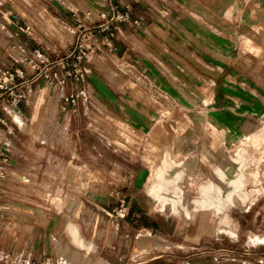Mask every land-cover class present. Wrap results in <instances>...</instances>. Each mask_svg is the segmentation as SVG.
Segmentation results:
<instances>
[{
    "label": "rangeland",
    "instance_id": "obj_1",
    "mask_svg": "<svg viewBox=\"0 0 264 264\" xmlns=\"http://www.w3.org/2000/svg\"><path fill=\"white\" fill-rule=\"evenodd\" d=\"M187 1L183 12L179 5L182 0L136 2L137 18L147 22L153 16L154 19L151 20L165 25L164 30H152L151 39H145L142 23L135 30L129 29L128 23H123L114 39L135 34L133 38H127V44H123L128 49L126 58L118 60L116 54L104 48L105 45H100L101 50L97 53L102 58L104 64L101 66L113 87L134 83L138 86L140 91H132L131 97L148 101L151 117L147 122L136 120L133 123L132 118L127 117V114H131L130 107L126 103L120 104L118 92L111 91L107 95L98 93L97 96L96 91L89 89L92 84L90 78L85 85L73 80L79 91L86 90V97L81 96L84 108L77 109L76 113L79 115L73 117L69 130L74 137L78 135L79 139L69 141L59 136L54 140L56 144L52 140L50 143L55 145V149L71 147L78 150L73 159L74 164L89 165L78 179L81 185L93 186V189L102 186L105 195L110 191L108 185L119 183V196L125 197L128 203L135 195L137 209H145V212L137 210L131 216L128 208V214L111 225L110 217L107 219L101 213L100 218H93L87 212L91 203L85 199L83 204L86 209L82 212L81 220L82 234L79 235L76 224L72 223L71 234L68 236L50 237L55 238L63 263L145 264L154 259L153 264H166L167 259H172L169 264H176L175 255H178L179 264H192L198 252L212 244L264 245V227L248 231L247 234H232L239 224L235 212L237 205L242 207L244 193H262L258 189L263 176L264 169L260 164L264 163V154L253 156L247 164L244 174L248 184L242 189L243 174L236 169L239 162L230 160L229 157L226 160L224 156L213 155L215 150L227 151L240 147L250 149V153L254 155L255 150L264 148V141L257 139L256 135L247 136L242 141H233L212 119L216 105L224 107L229 98L239 96L233 89L228 91L229 84L244 83V80L241 81L243 77L229 76L223 72V68L238 70L241 67L264 66V60L250 54L248 59L239 58L240 52H255V43L264 38V27L256 26L257 21L264 20V0H197V4ZM161 12L166 14L165 18L159 17ZM79 13L77 16H68V22L72 26L70 29L60 28V31L69 33L72 37L75 18ZM197 19L217 26L213 29L214 35L207 34V30L203 28L198 30L200 48L208 51L212 57L209 60L211 74L205 72L209 69L207 66L195 67L190 60L179 61V20L190 23ZM165 30L168 36H163ZM183 65L195 68L197 76L192 78L182 69ZM149 71L151 79L164 89L163 92L143 91L145 79L148 80L145 75ZM261 82L264 83L262 77ZM179 85H185L186 91H179ZM255 85L261 84L255 82ZM247 87L249 92L244 93V104L254 106L255 101L263 95L252 92L254 88ZM101 96L110 103L104 108V118L97 116L100 111L96 102ZM114 104L124 111V118L118 123H115L112 116ZM51 113L52 118L57 114L56 103L51 106ZM15 120L22 123L21 119L15 117ZM54 126L56 133L64 134L67 131L64 123L57 122ZM254 128L247 132L254 131ZM118 129L125 135L120 140L119 146L123 148L120 152L115 150L118 143L112 140ZM134 131L142 133V141L138 156L132 158L127 149L131 136L129 133ZM43 140L47 141L46 138ZM47 145L40 146L43 148ZM144 147L147 149L146 153L143 152ZM40 158L42 161L46 156L40 155ZM61 158L64 162L70 160L67 155ZM151 158L157 159L156 167L147 173L144 168ZM101 166L106 168L103 170ZM70 175L69 179L73 183L77 182L74 170ZM233 177L241 178L239 187H235ZM165 215L170 217L165 218ZM144 216L146 219H143ZM117 223L121 236L114 239V242L120 251L100 253L96 248L105 243L107 237H102L104 229H116ZM93 226L98 228L94 239L91 232ZM176 228L179 231L176 232ZM197 228H204V231L197 234ZM43 239L47 240L48 237ZM108 242L111 243V236ZM47 264H54V261L49 260Z\"/></svg>",
    "mask_w": 264,
    "mask_h": 264
},
{
    "label": "crops",
    "instance_id": "obj_2",
    "mask_svg": "<svg viewBox=\"0 0 264 264\" xmlns=\"http://www.w3.org/2000/svg\"><path fill=\"white\" fill-rule=\"evenodd\" d=\"M139 1L0 0V66L6 69L19 67L23 70L26 78H32V70L27 59L34 56L36 50H42L51 58L60 56L73 43L80 21L89 22L90 19L96 17L97 11L109 10L114 3H121L123 8H128L132 13L133 19L139 21L138 24L128 23L129 29L135 30L143 25L145 39H151L152 30L162 31L165 25L152 21L151 18L154 19L153 16H150L147 22L140 21L135 12L136 2ZM186 2L188 1L182 0V4L179 3L182 12ZM191 2L192 4H197V0H191ZM74 11L76 15H74ZM182 12L181 15H183ZM78 13L82 16L79 15L75 18L72 37L68 35L69 33L61 32L60 28L70 29L72 27L68 22V16H77ZM256 24L257 27H264V20L257 21ZM216 27L214 23L198 19L190 23L179 20V61L190 60L194 62L195 67L207 66L209 69L205 70V72L211 74L209 60L212 57L208 51L200 48V32L198 30L203 28L207 30V34L214 35L213 29ZM162 34L163 36H168L166 30ZM134 35L132 33L130 35H122V37L118 36L117 39L113 38L115 49L109 51L112 54H116L118 60L126 58L128 49L126 50L123 44H127L129 40L127 38H133L132 36ZM119 40H122V43ZM255 44H257L255 52H240L239 58L241 60L248 59L250 54V56L264 60V46H262L264 45V38ZM104 48L107 49L105 46ZM98 55L95 54L92 57L90 64L93 69V75L90 76V81H92V84L89 85L90 91H96L97 96L98 93L107 95L111 91L118 92L120 104L126 103L130 107L131 114H127V117L132 118L133 123H136V120L147 122L151 117L148 101L136 100L131 97L132 91H140L138 86L134 83L133 85L121 84L118 87H113L106 71L101 66L104 64L102 63V58ZM16 59H20V62H16ZM260 67H241L238 70L228 67L223 68V72L229 76H241L243 77L241 81L244 80V83L241 84L234 82L229 84V90L228 88L226 90L231 91L233 89L239 93V96L229 98V101L225 102L224 107L216 105L212 115L213 121L233 141L237 139L242 141L247 136L252 135H256L257 139L264 141V83L261 82V77L264 78V66L262 67L261 65ZM182 69L190 74L192 78L197 76L195 68L183 65ZM151 76L150 71L145 75L148 80L146 81L145 79L143 91L150 93L163 92L164 89L158 87L151 79ZM255 82L261 85L257 86ZM32 85L35 92L28 95L27 100L20 104L19 113H9L5 109H0V117L2 119L0 122V173H4V177L0 180V248L19 257L29 258L37 263H48L49 260H53L54 264H66L63 263L59 255V247L55 243V238L50 239V237H55L56 235L68 236L71 234L72 223L76 224L77 227L75 228L78 230L79 235L82 234L81 220L82 212L86 209L83 204L85 199L91 203V207L87 209V212L93 218H100L101 213L108 219L112 211L119 206L120 201L125 199V197L121 198L119 196V183L108 185L110 191H107L105 195L102 186L93 189V186L85 187L81 185L78 179L83 172L87 171L89 165L86 163L74 164L73 159L78 154L77 149L74 150L71 147L55 149V145H53L56 144L54 140L58 139L59 136L61 138L63 136L69 141L79 139L78 135L74 137L71 132L69 133L73 117L75 118L79 114L76 113L77 111L74 112L71 109V104L63 98L64 95L79 91L74 81L72 79L69 80L68 84L62 89L47 85L45 79L42 78L33 81ZM247 86L255 89H252V92L263 95L255 101L254 106L244 104V93L249 92L247 91ZM179 91L185 92V85H179ZM99 98H97L96 104L100 115L97 116L104 118L106 115L104 108L106 109V105L110 103L105 101L102 96ZM81 102L83 101L80 97L78 108L83 110L84 107ZM53 103H56L57 114L52 118L51 106ZM112 110L115 123L124 118V111L121 107L115 105ZM15 117L21 119L22 123L16 121ZM56 121L64 123V127L67 129L66 133H56L54 126L57 123ZM253 128L255 129L254 131L247 132ZM135 132L129 133L133 137L129 136L130 143L127 149L128 154L132 158L138 156V152H140L139 146L142 141V133ZM143 134L145 133L143 132ZM124 136V133L118 129L115 137L112 138L113 141L118 143L115 148L117 152L123 150L119 144L120 140L125 138ZM45 138L47 141L43 140ZM50 140H52L53 144L50 143ZM46 143L48 144L47 147L43 146L42 148L40 146ZM143 152H147L145 147ZM254 152L255 154L253 155L250 153V149L240 147L227 151L215 150L213 155L224 156L226 160L229 157L230 160L239 162L236 165V169L243 174L242 188H245L248 184L247 176L244 174L247 164L253 156L263 155L264 148L257 149ZM40 155L46 156V159L42 160L43 162ZM63 155L70 157V160L67 162L61 161V156ZM2 157H6L7 160ZM159 158V162H161V154H159ZM155 160L157 159L151 158L149 163L145 165L144 170L147 173L155 169ZM57 161L59 163H56ZM260 166L263 170L264 163H261ZM101 168L104 170L106 166H101ZM72 170L76 172L77 176V182L75 183L69 179ZM22 175H28L29 181L23 182L21 180ZM131 182L133 183V180ZM261 190L262 193L260 195H254L246 191L245 198L241 199L242 207L237 205L238 208L235 213L236 219H239V224L232 233L234 236L240 233L247 234L248 231L264 227V170L261 187L258 191ZM135 198L136 196L134 195L128 202L131 216H134L137 210L142 212L145 210H142V208L137 209ZM144 215L146 216V213ZM145 216L143 219H146ZM165 216V218L170 217L169 215ZM109 221L112 225L116 220L110 217ZM116 225V229H113V227L104 229L102 237H107L105 243H101L96 248L100 253L104 251L112 253L120 251L114 242V239L121 236L118 228L119 223ZM96 226H93L91 231L93 239L98 231ZM177 231H179V228H176ZM195 231L200 234L204 231V228H197ZM110 236L111 243L108 242ZM45 237H48V239H43ZM166 240L170 239L166 238ZM178 257V255H175L176 264H179ZM153 260L150 259L145 264H153ZM171 260L167 259L165 261L166 264H169ZM192 262V264H264V245L212 244L207 249L198 252L197 257H194ZM109 264L113 263L109 262Z\"/></svg>",
    "mask_w": 264,
    "mask_h": 264
},
{
    "label": "built area",
    "instance_id": "obj_3",
    "mask_svg": "<svg viewBox=\"0 0 264 264\" xmlns=\"http://www.w3.org/2000/svg\"><path fill=\"white\" fill-rule=\"evenodd\" d=\"M73 13L76 15L75 11ZM160 17L164 18L165 13H160ZM138 22L133 19L128 8H123L121 3H114L109 10L97 11L96 17L89 22L80 21L73 43L60 56L51 58L42 50H36L35 55L27 59L32 70V78H26L19 67L6 69L0 66V109H5L9 113H19L20 104L27 100L28 95L35 92L32 84L37 79H45L47 85L61 89L71 79L85 85L92 73L90 65L92 57L101 50L100 45H105L113 51L115 49L113 38L121 24H138ZM16 62H20V59H16ZM81 96L86 97L85 89L64 95L63 98L71 104V109L75 112ZM2 158L7 160L6 157ZM3 177L4 173L1 172L0 180ZM21 180L28 182V175H22ZM127 210L128 203L126 199H122L110 217L117 220L128 214ZM0 262L2 264H47V262L37 263L26 257H19L1 248Z\"/></svg>",
    "mask_w": 264,
    "mask_h": 264
},
{
    "label": "bare ground",
    "instance_id": "obj_4",
    "mask_svg": "<svg viewBox=\"0 0 264 264\" xmlns=\"http://www.w3.org/2000/svg\"><path fill=\"white\" fill-rule=\"evenodd\" d=\"M182 148V147H181ZM233 180L235 182V187H239L241 185V178H236V177H233ZM244 196H245V193H244ZM60 198V197H59ZM62 201V200H61ZM205 210V209H203Z\"/></svg>",
    "mask_w": 264,
    "mask_h": 264
},
{
    "label": "water",
    "instance_id": "obj_5",
    "mask_svg": "<svg viewBox=\"0 0 264 264\" xmlns=\"http://www.w3.org/2000/svg\"><path fill=\"white\" fill-rule=\"evenodd\" d=\"M242 188V187H241Z\"/></svg>",
    "mask_w": 264,
    "mask_h": 264
}]
</instances>
